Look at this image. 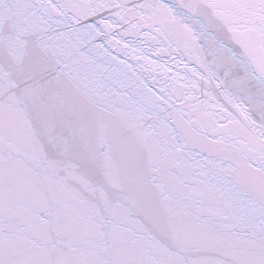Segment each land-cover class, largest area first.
<instances>
[{
	"label": "water",
	"instance_id": "95a60500",
	"mask_svg": "<svg viewBox=\"0 0 264 264\" xmlns=\"http://www.w3.org/2000/svg\"><path fill=\"white\" fill-rule=\"evenodd\" d=\"M0 264H264V0H0Z\"/></svg>",
	"mask_w": 264,
	"mask_h": 264
}]
</instances>
